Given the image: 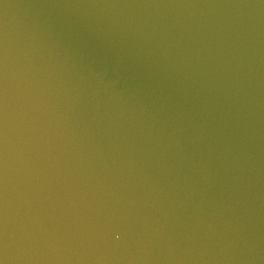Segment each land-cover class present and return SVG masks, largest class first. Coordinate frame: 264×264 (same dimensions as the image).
Here are the masks:
<instances>
[{
    "label": "water",
    "instance_id": "1",
    "mask_svg": "<svg viewBox=\"0 0 264 264\" xmlns=\"http://www.w3.org/2000/svg\"><path fill=\"white\" fill-rule=\"evenodd\" d=\"M0 264H264V0H0Z\"/></svg>",
    "mask_w": 264,
    "mask_h": 264
}]
</instances>
